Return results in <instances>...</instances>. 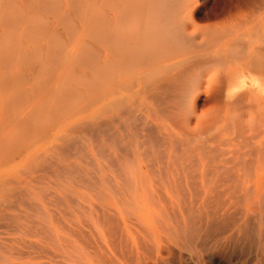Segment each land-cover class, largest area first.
Instances as JSON below:
<instances>
[{"label":"bare ground","instance_id":"obj_1","mask_svg":"<svg viewBox=\"0 0 264 264\" xmlns=\"http://www.w3.org/2000/svg\"><path fill=\"white\" fill-rule=\"evenodd\" d=\"M187 2L105 0L69 60L0 80V264H264V97L224 101L234 72L264 76V0Z\"/></svg>","mask_w":264,"mask_h":264},{"label":"rangeland","instance_id":"obj_2","mask_svg":"<svg viewBox=\"0 0 264 264\" xmlns=\"http://www.w3.org/2000/svg\"><path fill=\"white\" fill-rule=\"evenodd\" d=\"M188 1L189 2H187L188 4L186 5V8H184V10L186 12L183 10L182 15H187V14L188 15H228L227 12H225V14H224V10H223V8H226L225 2H227V1L232 2L234 0H188ZM190 4L193 5V6L191 5L193 7V9L190 8L191 7ZM228 4H230V3L228 2L227 5ZM257 5H259V4H257ZM44 6H45V15H0V80L1 81H6V80L8 81V79H10L9 81H13L11 79L18 76V74H19L18 71H21L20 67L22 64L20 63L21 62L20 60L22 59V62L24 64L23 58L26 59L28 56L31 57V60H32V58H34L35 61H36V59H38L37 61H39V60L41 61V59H44V55H47L48 53L49 54L53 53L55 49H56V51H58L57 49H65V47H63V46H66V48L68 50L65 49L64 53H63V50L60 51L62 53H60L61 55H59V56H61L62 58H60V57L59 58L61 59V61L65 60L64 62L69 60L72 57V55H70V54H72L71 50L73 48H71V47H72V44L74 43L73 40H75L74 37H76V40L81 38V37L77 38V34L75 36V33H78V31H79V33H80V31H84L83 29H81V30L77 29L78 31H76V29L74 30L73 28H75V27L81 28L82 24L84 25L83 27H85V25L88 24V25H86V27L92 28L91 25H93V24L90 23L91 24L90 25L87 22V19L89 18L90 15L93 18L95 17V19L104 15L105 0H44ZM187 6H190L189 9ZM102 7H103V9H102ZM249 8H251L250 5H249ZM262 9H264V6H262L260 9H255V14L257 12H260V13L262 12L261 15H264L263 14L264 12L262 11ZM69 11H70V13H68ZM102 11H103V13H102ZM67 13H68V15H67ZM241 14L242 13H240V15ZM245 14H246V12H244L242 15H245ZM83 15H84V17H86L88 15L89 16L84 18V21H82L83 18H81V21L83 22L82 23L80 21L79 17H82ZM96 15H98V17H96ZM256 15H259V13ZM91 16H90V18H91ZM95 19H93V20H95ZM76 20L79 23L76 24V22H75ZM93 20H90V21H93ZM217 20H219V19H212V20H209V22H215ZM74 22H75V25L73 26ZM84 22H85V24H84ZM206 22L207 21H205L204 23H206ZM79 24L81 27L79 26ZM86 29H88V28H86ZM55 30H57V31H55ZM92 30H94V27L91 29V31ZM70 31L71 32L75 31V32L71 33ZM85 32H87V31H85ZM79 33H78V35H79ZM56 34L58 36L59 35L63 36V37L65 36V40L61 37V39H63V41L60 42L61 39L59 40L57 38L58 36ZM72 34L74 35V37ZM69 37H70V39H69ZM76 40H75V43H77ZM78 41L80 42V41H82V39H80ZM60 43L63 44V45H61L62 48L60 46ZM76 45H74V47H76ZM56 46H57V48H55ZM31 48H32V50H31ZM48 48L50 49L51 53L49 51H47ZM70 48H71V50H69ZM34 49H36V51ZM11 50H12V52H11ZM20 50H21V52H20ZM33 51L35 54L33 53ZM40 51H41V53H40ZM15 55H17V56L15 57ZM33 55H34V57H33ZM68 56L69 57L71 56V57L69 58ZM66 58H67V60H66ZM6 65H8V67ZM2 66H4V67L6 66L7 68L6 67L4 68ZM1 67H2V69H1ZM10 68H12V70ZM17 68L18 69L20 68V69L17 70ZM46 68H48V67L44 66L42 69H40V71H38L36 73V76H35L36 80L35 81L38 82L40 80L39 79L40 76L44 77V78L47 76L46 73L48 72L47 70H49V69H46ZM44 69H46V70H44ZM2 70H4V71H2ZM14 73L16 76L14 75ZM10 74H11V76H10ZM45 74H46V76H45ZM41 80H42V78H41ZM37 82H35V83H37ZM59 86L57 88L53 89L54 91L53 90L51 91V93L53 95H55L54 92L60 93V91H62L63 85H59ZM10 89H12V88H10ZM48 103H47V105H48ZM45 106H46V104H45ZM48 106L46 107V110L48 109L49 114H50V111H52L54 114H57V113H55V111H57V109L59 108L58 107L59 105H55L52 103V105L49 104ZM52 106H53V108H52ZM59 109H58V111H59ZM38 113H39V111H38ZM6 212L9 214L11 211L7 210ZM7 221L8 220H5V221L2 220L1 221V219H0V237L3 236L2 239H4V237H6L7 235L9 236V231H8V227H7L8 224L6 225ZM5 232H8V233L5 234Z\"/></svg>","mask_w":264,"mask_h":264},{"label":"clouds","instance_id":"obj_3","mask_svg":"<svg viewBox=\"0 0 264 264\" xmlns=\"http://www.w3.org/2000/svg\"><path fill=\"white\" fill-rule=\"evenodd\" d=\"M220 71L219 67L215 68L211 78L217 79ZM244 92H252L256 96L264 97V76L246 70L234 72L225 86L224 101L233 103ZM248 123L249 125L254 123V115L251 113L248 116Z\"/></svg>","mask_w":264,"mask_h":264}]
</instances>
